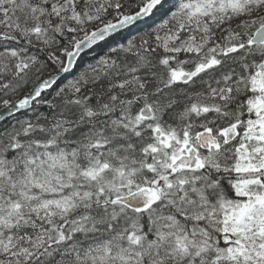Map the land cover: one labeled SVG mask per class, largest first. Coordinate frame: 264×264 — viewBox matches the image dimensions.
<instances>
[{
	"label": "snow or ice",
	"instance_id": "obj_1",
	"mask_svg": "<svg viewBox=\"0 0 264 264\" xmlns=\"http://www.w3.org/2000/svg\"><path fill=\"white\" fill-rule=\"evenodd\" d=\"M0 264H264V0H0Z\"/></svg>",
	"mask_w": 264,
	"mask_h": 264
},
{
	"label": "trees",
	"instance_id": "obj_2",
	"mask_svg": "<svg viewBox=\"0 0 264 264\" xmlns=\"http://www.w3.org/2000/svg\"><path fill=\"white\" fill-rule=\"evenodd\" d=\"M106 46L102 45V48H105ZM97 51H100L98 49ZM93 53H89L88 55L84 56L83 59L80 60V63L74 68V70L68 75L65 76L64 79L59 81V84H63L67 79H71L77 72H79L80 68L83 67L85 62H88L91 60Z\"/></svg>",
	"mask_w": 264,
	"mask_h": 264
},
{
	"label": "water",
	"instance_id": "obj_3",
	"mask_svg": "<svg viewBox=\"0 0 264 264\" xmlns=\"http://www.w3.org/2000/svg\"><path fill=\"white\" fill-rule=\"evenodd\" d=\"M68 75H69V74H65V76H68ZM65 76H64V77H65Z\"/></svg>",
	"mask_w": 264,
	"mask_h": 264
}]
</instances>
